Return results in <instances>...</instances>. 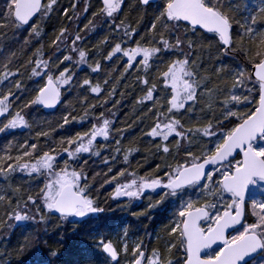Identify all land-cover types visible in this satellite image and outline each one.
<instances>
[{
  "label": "snow or ice",
  "instance_id": "1",
  "mask_svg": "<svg viewBox=\"0 0 264 264\" xmlns=\"http://www.w3.org/2000/svg\"><path fill=\"white\" fill-rule=\"evenodd\" d=\"M97 4L92 18L75 31L72 23L91 7L87 0H69L66 6L60 0L0 4V44H20L18 34L28 32L19 49L26 59L12 51L11 58L0 62V133L30 128L25 109H54L64 102L65 91L74 88L81 90L82 115L78 119L75 108L66 111L58 128L91 124L58 141L50 135L56 129L39 130L32 142L17 146L15 156L0 157V233L20 232L23 241L16 253L30 250L27 264H66L48 240L41 247L39 230L47 236L54 226L56 243L63 244L65 225L77 234V226L105 211L94 195L101 173L90 182L84 157H102L114 143V154L103 157L108 167L101 187L113 185V200L147 197L148 209L167 202L174 211L164 235L155 237L160 246L151 247L142 238L130 242L127 229L116 239L90 233L93 243L75 264H264V0H135L141 20L151 14L138 40L137 27L119 18L126 0ZM57 12L68 23L51 39V51L40 44L28 55L32 38L41 37V24ZM97 20L111 29V36L100 41L103 52L89 49L81 34L95 30ZM213 49L217 58L232 56L240 63L234 68L221 64L211 76L203 75L202 54L207 51L211 59ZM79 66L91 74L104 73V78L78 80ZM133 71L131 87L140 90L136 120L150 121L143 135L164 163L144 175L127 169L109 175L118 154L128 164L132 153L140 151L122 147L124 130L114 127L115 113L107 107L111 102L116 108L131 95L123 82ZM25 73L34 85L30 91L22 79ZM85 93L104 95L103 102L89 103ZM25 94L29 99L21 105ZM117 95L120 99H113ZM101 139L106 143L100 144ZM17 173L27 183L14 186ZM9 255L6 248L0 252V258Z\"/></svg>",
  "mask_w": 264,
  "mask_h": 264
},
{
  "label": "trees",
  "instance_id": "2",
  "mask_svg": "<svg viewBox=\"0 0 264 264\" xmlns=\"http://www.w3.org/2000/svg\"><path fill=\"white\" fill-rule=\"evenodd\" d=\"M62 6H66L69 3V0H60ZM3 3V0H0V4ZM91 7L89 11L86 12L85 16L81 17L78 21H74L71 25V30L75 31L76 27L79 26L83 28L84 24L87 23L88 19H91L92 11L96 10L98 7L97 2L91 1ZM135 0H126L124 12L121 13L120 19H126V22H131L134 27H137L138 35L134 39H139L140 35H143L150 24V15L144 17L142 20L140 19L141 13L134 7ZM119 22V20H117ZM68 22L63 19L59 12L54 13L50 20H47L41 24L42 34L41 37L32 38L31 50H26L28 55H31V52L35 50L36 47H39L40 44L45 46V51L50 52L51 49L48 48V45L52 38L58 33L59 28ZM138 25V26H137ZM91 27V26H90ZM82 35L85 36L84 44L91 49L93 52L97 51L99 48L100 52L105 51V47L100 44L106 36H111V29L107 24H103L101 21H96L95 30L82 32ZM11 36V33L9 34ZM131 44L132 41H129ZM17 53V52H16ZM18 54V55H17ZM17 57L20 59H26L24 53L20 51L17 53ZM94 58H99L102 60V56L97 55ZM202 58L205 61L204 67L202 69L203 75H212V69L214 67H220L221 64L227 65L229 68H234L236 64H239V59H234L232 56H222L217 58L215 54V50L212 51V58L209 59L208 52L205 51L202 54ZM219 59V63L217 62ZM106 65V71L110 70L107 67L108 62H104ZM120 64V71L123 70V62H118ZM19 65V59L16 61L15 66ZM78 76L77 79L81 80L85 78L86 75L89 78L93 79L94 82L102 81L104 78V73L101 74H91L86 66H79L77 69ZM21 72H24V69H21ZM24 85H26L28 81V75L25 73L22 77ZM135 82V72L127 77L123 83L129 85L127 92H130L131 95H125L121 104L116 108H112L111 102L108 104V108L111 109L115 115L111 117L114 120V127L124 130V138L122 140V147H138L140 149L139 152H133L129 157V163L125 164L123 162V153L117 155V158L114 163H110L109 166L113 167V172L109 175L115 174L120 169H127L128 171H137L140 175H144L149 172H155L156 165L160 164L163 166L164 158L156 154L155 149L151 147V141L149 138L143 135V132L147 130V127L150 121H144V123H140L136 120V114L140 111V106L135 105V97L140 95V90L137 87L135 90L131 87ZM121 91H125L123 87L120 89ZM30 91V90H29ZM89 97V103H102L104 99V95L97 98L94 94L85 93ZM29 99L28 95L25 94L20 102L21 105L24 100ZM82 99L81 90L79 88H74L72 91H65L64 93V102L60 104L54 111L47 113L43 110L42 107H35V111L37 114V118L35 121L30 122V128H25L24 131L15 134H1L0 139L5 141L9 140L10 144H6L4 141L3 154L11 153L13 156L17 154V146L25 141L32 142L35 139V134L39 130L50 131L51 129H56L54 132H50L51 138L55 140H59L61 136H67L70 134H74L77 131H85L91 127V124L87 121L85 123L80 124L73 122L70 125H66L63 129L58 128V123L62 122L61 118L65 115L66 111H72L75 108V115L79 119L82 115L80 110L79 101ZM113 99H120L117 95ZM34 107V106H33ZM28 108V109H32ZM135 121V122H134ZM2 140V141H3ZM102 139L100 140V144H104ZM11 145V147H10ZM115 147L114 143L109 145V150L104 152L102 157H89L85 154V159H88V165L85 166V170L88 172L90 182L91 177L94 173H101V176L96 178L94 182L95 188L98 190L94 195H98V202L100 207L104 208L105 211L101 213L98 218H92L87 224L77 226L78 233H72V226L65 225L67 228L66 239L63 244H58L56 241L59 237L56 235L54 230V226H50L48 230V235L43 236L42 229L41 235L42 240L40 241L41 247H44L43 240H48V247H53L59 249L64 255L62 259L66 262V264H75L77 260H82L83 250L86 247H89L93 241L90 237V233L95 234L101 232L104 236L109 237V232L115 229L118 226H123L127 223L130 232L134 235L139 236L144 239L146 243L150 244L149 234L153 232L156 228L160 229V233L164 234L165 221L164 216L160 215L159 210L163 208L164 205H168L167 202L160 205L159 209H157L158 213H155L151 209L145 207L149 204V200L144 197L140 202H134V205L129 204L128 199L123 198L121 200H113L111 198V194L113 193V185H104L101 187L103 183V173L107 171V167L102 161L104 156H111L114 153L112 149ZM7 151V152H5ZM5 153V154H4ZM169 162L171 158H168ZM11 183L15 186L18 184L27 183L26 179L23 178L22 174H15L14 179ZM4 186L3 178H0V187ZM158 199L157 196H153L152 200ZM169 208V205L166 207ZM133 213H144V215H133ZM164 214V213H163ZM32 231V229H29ZM23 241V236H21L19 231H15L10 235L5 233H0V252L4 251L5 248L9 252V256L0 258V261L3 259H7L10 264H27L29 258L31 257V251L26 250L23 255H17L16 249ZM161 242L157 241V246H160ZM156 246V247H157ZM47 249H45L46 251Z\"/></svg>",
  "mask_w": 264,
  "mask_h": 264
},
{
  "label": "rangeland",
  "instance_id": "3",
  "mask_svg": "<svg viewBox=\"0 0 264 264\" xmlns=\"http://www.w3.org/2000/svg\"><path fill=\"white\" fill-rule=\"evenodd\" d=\"M92 0H87V2L90 4V2H91ZM93 1H95V2H97V0H93ZM83 7V4H81V8ZM85 12H80V16L81 17H83V16H85ZM19 36H20V39H21V43L20 44H11L9 47H6L4 44H0V48H3L4 49V51L2 52V53H0V62H3L6 58H11V52L12 51H15V52H19V49H20V47H21V45H22V41H23V38H25V37H27L28 36V32L27 31H23V32H21V33H19L18 34ZM9 39L11 40L12 39V37L11 36H9ZM27 50V49H26ZM25 50V51H26ZM16 53V54H17ZM22 53V52H21ZM18 55V54H17ZM29 90H31V88L32 87H34V85H33V83H32V81L31 80H29L28 79V81H27V83H26V85H25ZM35 107L36 106H34L32 109H25V113H26V119L28 120V122H29V119H30V122H32V121H35V119L37 118V114H36V112L37 111H35L34 109H35ZM29 122V123H30ZM24 129L25 128H21V129H16V130H13V131H7V132H5V133H0V136H1V134L3 135V134H5V135H9V134H15L16 136L18 135V133H21L22 131H24ZM3 139H0V154H3V150H5V148H4V141L5 140H3ZM5 143L8 145V144H10V142H9V140H7V141H5ZM5 152H7V151H5ZM5 154V153H4ZM5 155H2V157H4ZM153 196H155V195H153ZM124 197H122V198H120V199H118V200H121V199H123ZM126 199V198H125ZM143 198H141V199H139V200H132L131 202H129V204H133L134 205V202H140V200H142ZM146 199H148V198H145L143 201L145 202L146 201ZM169 205V208H167V210H166V207ZM168 205H164L163 206V208H161V210H159V212H160V215H162V216H164V221L166 222L165 223V225H168L169 224V222H170V218L172 217V214H173V211H174V208H173V206L171 205V204H169L168 203ZM145 207H147L148 208V205H146ZM160 207V206H159ZM159 207H157V209H159ZM157 209H151L152 211H154L155 213H158L157 212ZM164 213V214H163ZM101 214V213H100ZM99 214V215H100ZM124 229H127V231H128V233H129V239H130V242L132 241V240H135V239H137V238H140L139 236H137V235H134V234H132L131 232H130V230H129V228H128V225H127V223L125 224V225H123V226H118V227H116L115 229H113V230H111L108 234H109V237L110 238H112V239H116L117 238V235L119 234V235H121L122 236V234H123V231H124ZM100 235H103L101 232H98ZM157 234H159L160 236H163L164 234H162V233H160V229H155L153 232H151L150 234H149V237H150V246L151 247H156L157 246V241L158 240H156L155 239V237H156V235ZM159 242H161V241H159Z\"/></svg>",
  "mask_w": 264,
  "mask_h": 264
},
{
  "label": "water",
  "instance_id": "4",
  "mask_svg": "<svg viewBox=\"0 0 264 264\" xmlns=\"http://www.w3.org/2000/svg\"><path fill=\"white\" fill-rule=\"evenodd\" d=\"M59 106V105H58ZM57 106V107H58ZM56 107V108H57ZM43 108V107H42ZM56 108H54V109H46V108H43V110L45 111V112H47V113H50V112H52V111H54Z\"/></svg>",
  "mask_w": 264,
  "mask_h": 264
}]
</instances>
